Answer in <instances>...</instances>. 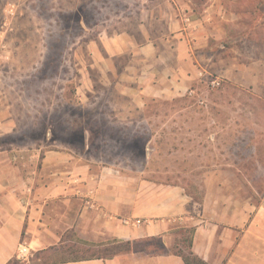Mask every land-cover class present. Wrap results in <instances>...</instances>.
Instances as JSON below:
<instances>
[{"label": "crops", "instance_id": "crops-1", "mask_svg": "<svg viewBox=\"0 0 264 264\" xmlns=\"http://www.w3.org/2000/svg\"><path fill=\"white\" fill-rule=\"evenodd\" d=\"M85 2L98 31L88 90L100 70L142 109L187 94L204 70L263 92L264 0ZM2 155L0 264H186L172 249L185 234L186 251L208 264H264V197L230 195L208 208L182 186L140 179L104 158L48 150L29 167ZM23 246L27 261L16 258Z\"/></svg>", "mask_w": 264, "mask_h": 264}, {"label": "rangeland", "instance_id": "rangeland-1", "mask_svg": "<svg viewBox=\"0 0 264 264\" xmlns=\"http://www.w3.org/2000/svg\"><path fill=\"white\" fill-rule=\"evenodd\" d=\"M85 3L0 0L2 156L29 167L48 150L104 158L140 179L182 186L208 208L230 195L264 197V88L219 76V87L198 80L185 95L137 109L99 70L88 90L98 31ZM187 243L185 234L172 249L187 254Z\"/></svg>", "mask_w": 264, "mask_h": 264}, {"label": "built area", "instance_id": "built-area-1", "mask_svg": "<svg viewBox=\"0 0 264 264\" xmlns=\"http://www.w3.org/2000/svg\"><path fill=\"white\" fill-rule=\"evenodd\" d=\"M184 21L190 22V19L184 18ZM198 77L203 78L207 82V84L211 87H219L221 85L222 79L219 76L209 74L205 72L204 70H199ZM13 159L16 161L19 159V157L14 156ZM121 221L123 224L129 225V226L140 224L139 219L130 220V219L122 218ZM29 254H30L29 248L23 246L18 250L16 258L20 261H27Z\"/></svg>", "mask_w": 264, "mask_h": 264}, {"label": "trees", "instance_id": "trees-1", "mask_svg": "<svg viewBox=\"0 0 264 264\" xmlns=\"http://www.w3.org/2000/svg\"><path fill=\"white\" fill-rule=\"evenodd\" d=\"M189 245H190V243H189ZM124 246H125V248H129L130 243L125 242ZM161 250L163 251L162 248H161ZM182 258L184 259L186 264H208L207 262H205L204 260L199 258L197 255H195L191 250H188L187 254H183ZM9 264H11V262Z\"/></svg>", "mask_w": 264, "mask_h": 264}]
</instances>
